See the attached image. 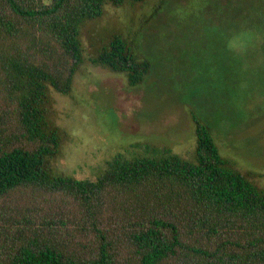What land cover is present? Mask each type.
I'll list each match as a JSON object with an SVG mask.
<instances>
[{
  "label": "trees",
  "instance_id": "obj_1",
  "mask_svg": "<svg viewBox=\"0 0 264 264\" xmlns=\"http://www.w3.org/2000/svg\"><path fill=\"white\" fill-rule=\"evenodd\" d=\"M144 1L0 0V264H264V188L193 112L195 161L166 149L116 154L95 179L51 168L65 131L50 88L72 91L80 28ZM138 48L115 35L91 61L138 85L152 67Z\"/></svg>",
  "mask_w": 264,
  "mask_h": 264
},
{
  "label": "rangeland",
  "instance_id": "obj_2",
  "mask_svg": "<svg viewBox=\"0 0 264 264\" xmlns=\"http://www.w3.org/2000/svg\"><path fill=\"white\" fill-rule=\"evenodd\" d=\"M154 4H106L80 28L72 91L50 88L65 131L51 168L95 179L116 154L166 149L195 161L193 112L212 126L221 155L264 188V0H172L146 23ZM115 35L152 62L142 83L91 61Z\"/></svg>",
  "mask_w": 264,
  "mask_h": 264
}]
</instances>
